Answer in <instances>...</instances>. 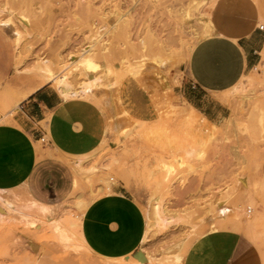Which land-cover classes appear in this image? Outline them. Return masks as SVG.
I'll list each match as a JSON object with an SVG mask.
<instances>
[{"label":"rangeland","instance_id":"obj_1","mask_svg":"<svg viewBox=\"0 0 264 264\" xmlns=\"http://www.w3.org/2000/svg\"><path fill=\"white\" fill-rule=\"evenodd\" d=\"M262 25L264 0H0V32L13 48L0 52V122L43 86L60 93L52 77L80 90L91 55L101 81L64 99L92 101L106 119L91 153H55L46 139L32 177L0 188L16 207L0 205V264H184L214 230L248 237L264 264V65L218 95L188 74L201 40ZM117 190L140 205L146 229L134 254L113 259L89 247L82 219ZM248 208L250 227L239 218Z\"/></svg>","mask_w":264,"mask_h":264},{"label":"crops","instance_id":"obj_2","mask_svg":"<svg viewBox=\"0 0 264 264\" xmlns=\"http://www.w3.org/2000/svg\"><path fill=\"white\" fill-rule=\"evenodd\" d=\"M4 51L13 54L9 38L0 32V52ZM263 52L264 30L255 29L236 39L213 35L198 42L192 50L188 74L204 93H226L248 72L264 65ZM29 91V87H24L20 93ZM26 99L11 121L0 122V188H18L32 177L42 154L41 137L48 139L47 146L55 153L80 156L94 151L106 135L104 113L92 101L66 100L50 85L25 96L19 105ZM145 229L146 219L140 205L121 190L98 198L82 219V233L89 247L94 253L113 259L134 254L141 246ZM184 264H263V261L245 235L214 230L193 244Z\"/></svg>","mask_w":264,"mask_h":264},{"label":"bare ground","instance_id":"obj_3","mask_svg":"<svg viewBox=\"0 0 264 264\" xmlns=\"http://www.w3.org/2000/svg\"><path fill=\"white\" fill-rule=\"evenodd\" d=\"M95 56L96 55H91L88 59H86V61L83 62V68H82V70L79 71L84 77H86L88 79V81L85 83V85H82L81 86L80 90L73 89V87L69 84L68 80H66L64 78H60L58 76L59 78L56 77V79H55V78L52 77V79L55 80L58 83V89H59V92L62 95V97L66 98V99H69V98H76V97H79V96H82V95L90 94L91 93L90 87L91 86H94V85L97 86L99 84V82L101 81L102 78L99 75L100 72L99 73L97 72V70L99 69V65L95 64V60L97 59V61H100V59L98 60V58H100V56L99 57L96 56L97 58ZM44 63L46 65H48V61H46ZM121 65H123V64H121ZM193 112H194V110H193ZM110 188L111 187H110V184H109L107 189L110 190ZM7 196H8V191L0 190V205H5V207L7 209H10L11 211H16L15 203L9 201L8 198H7ZM32 203H33V206H39L40 205L36 201H34ZM41 206L47 212L51 211V209H52L51 206H45V205H41ZM244 212H243V210L240 211L239 218L241 220H246L247 221V225L249 226V225L252 224L253 221L250 219L249 213H244ZM6 216H8L7 213L6 212L4 213V211L1 210L0 211V220L4 221V219H5ZM160 218H161V216H160ZM160 221L163 223V226H164V224H168L169 225L171 223L170 219H165V218L162 219V220H160ZM161 222H160V224H161ZM245 228H247V227H245Z\"/></svg>","mask_w":264,"mask_h":264},{"label":"built area","instance_id":"obj_4","mask_svg":"<svg viewBox=\"0 0 264 264\" xmlns=\"http://www.w3.org/2000/svg\"><path fill=\"white\" fill-rule=\"evenodd\" d=\"M259 30H264V25H262V26H260L259 27ZM22 109V106L20 107V109H19V111ZM40 141L42 142V143H45L46 142V138L45 137H41L40 138ZM248 213L250 214V213H252V209L251 208H248Z\"/></svg>","mask_w":264,"mask_h":264}]
</instances>
